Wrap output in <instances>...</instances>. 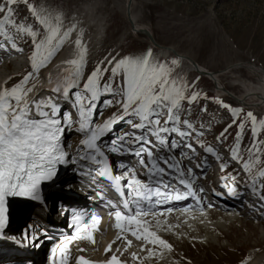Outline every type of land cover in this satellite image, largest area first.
Wrapping results in <instances>:
<instances>
[{"label":"rangeland","instance_id":"1","mask_svg":"<svg viewBox=\"0 0 264 264\" xmlns=\"http://www.w3.org/2000/svg\"><path fill=\"white\" fill-rule=\"evenodd\" d=\"M134 1L133 16L135 15L136 20L138 19V21L147 25V31L155 43L150 41L146 34L148 40L145 39L143 34L140 36L135 34L136 31L129 27L117 8L112 9L114 6L112 0L111 2L108 0H16L11 5L7 3V0H0V5L4 6L3 11H0V19H3L8 9L11 8L12 14L8 19L14 21L15 25H31L33 31L37 34L36 40L39 42L47 34L46 29L37 22L36 17L29 11L28 4L34 5L37 12L42 16H47L53 24L57 23L56 18L59 17L60 34L72 29L77 13L84 4H94L98 7L96 10H99V5H101L99 16L103 18V31L96 42L88 43L85 46L86 53L80 83L76 88L70 90L71 94L69 96L76 99L74 93L83 88L87 76L98 65L101 69L107 68L108 71L103 72L100 77V83L102 85L105 83L110 84L113 91L103 92L100 98L94 102L96 104L95 114L121 112L120 109L117 111L121 107L120 103L117 102L123 100L124 76L122 72L115 76L112 74L111 68L114 66L115 61L125 57H142L150 49V59L153 63H166L170 69L175 65V69L171 73L173 77L180 68L177 67L176 63H171L172 59L161 57L158 48L162 46L171 47L169 48L171 56L179 53L186 55L194 59L197 64L209 68V70H225L227 66L232 64L236 66L244 63L252 64L254 67L264 70V0ZM4 27L12 39L8 40L0 34V47L9 49L7 52L3 51L4 59L0 56V80L5 75L4 80L6 81L8 78L6 83L9 86L16 84V82L20 83L29 73L33 75L25 88L33 82L35 84L45 77L43 73L65 47L74 46L72 42L75 34L72 29L69 34L70 38L64 41L63 45L48 60L46 66L41 67L39 71H34L31 65L28 67L23 66L24 63L31 62L30 57L34 51L32 37L27 33L20 34L16 27L7 21H5ZM91 30V26L85 29V35L89 36ZM12 43H15V48L12 47ZM172 48L176 51V54L171 50ZM8 51L20 54L19 58L14 57L18 59L16 62L10 63L9 60H6L10 53ZM110 60L113 61V64L108 63ZM212 82L209 77L199 74L197 71L188 74L185 83L187 89L183 94L187 101L180 103L175 110L174 115L178 117V120L173 121L172 125V127L178 128L179 131L184 129L186 132L181 148L184 149L187 145H191L193 150L196 151L200 149L199 147L204 150L206 147H211L216 153L215 156L219 157L225 164L226 171L230 170L231 175L229 177H231V180L239 181L241 179L244 184L254 178V187L264 188V176L258 175L259 171L264 169V127H261L257 136L254 137L251 131L252 122L246 119L248 112L253 113L257 121L264 119V111L242 107L241 104L232 99L233 97H224L222 93L217 92ZM236 89L233 91L237 92L238 88ZM193 93L197 94L196 98L189 100L188 98ZM104 101H111V106L105 104ZM70 104L71 106L67 105V107L69 113L72 114L73 112L70 110L73 108L71 101ZM75 109L77 111V108ZM230 109H239L240 111L234 115ZM162 116L159 117L160 121H162ZM129 119L136 123L138 118L129 117ZM184 121H187V124ZM241 123L244 124L242 130L240 129ZM73 126L76 125L71 127ZM71 127L70 131L73 130ZM238 132L240 133L239 156L241 158L239 162L232 158V149L237 144ZM193 141H197L199 147L195 143L193 144ZM254 141L259 147V152L253 149V154L250 155L249 149L252 148ZM257 156H259L260 162L255 164L251 171H245L242 167L243 162L254 161ZM191 159L193 160V158ZM250 184V186H253L252 183ZM240 197L242 195L236 197L238 203H240ZM234 198L230 199L234 200ZM261 202L263 204L264 199H261ZM263 207L261 204H258L257 208L250 207L248 208L250 215L243 214L241 218L240 215L234 214L235 218L232 224L221 226L217 231L212 232L216 236L213 240L210 239L209 241L211 233L207 237L208 239L201 238L199 242L193 243V241L190 242L192 237L187 233L185 245L183 244L180 250H177L178 247L176 246V250L173 249L170 252L171 254L166 252L164 255L169 261L175 259L180 262V259H185L186 264L244 263L255 253L264 252ZM261 210L262 213H260ZM223 219L218 217L214 222ZM226 223L228 222L226 221ZM219 231L228 234L229 237L222 236ZM67 232H69L68 229ZM210 244L215 248L211 250ZM46 252L47 246L43 250L40 262L44 261ZM182 253L188 258H184Z\"/></svg>","mask_w":264,"mask_h":264},{"label":"snow or ice","instance_id":"2","mask_svg":"<svg viewBox=\"0 0 264 264\" xmlns=\"http://www.w3.org/2000/svg\"><path fill=\"white\" fill-rule=\"evenodd\" d=\"M15 2L16 0H7L9 5ZM3 8L4 6L0 5V11H3ZM28 8L36 17L37 22L46 29L47 34L44 39L37 42V34L33 31L31 25H15L14 21H10L8 18L12 14L11 8L8 9L4 18L0 19V34L4 35L8 40L12 39L4 27L5 21H7L15 26L20 34L27 33L30 35L34 45V51L30 60L32 61L33 70L39 71L41 67L46 66L48 60L63 45L72 29H68L60 34L61 26L59 17L56 18L57 23L53 24L47 16L40 15L34 5L28 4ZM75 43L78 48L76 57L65 61L66 64L71 66V70H62L58 75L56 86L51 89L53 92L61 94L65 98L70 95L71 89L79 85L82 75L86 48L81 45L79 39ZM12 47H16L15 43H12ZM150 58L151 50L139 58L125 57L115 61L114 66L111 68L112 74L115 76L122 72L124 76L125 87L122 90L124 98L122 101L117 102L121 105V112L114 113L100 124H96L93 120L96 109L94 102L100 98L103 92H112L113 89L110 84L105 83L102 85L100 83L102 73L108 71V69H101L99 65L87 76L83 88L74 93L76 98L75 106L78 111V119L76 121H73L71 115L68 113L63 115L62 120L58 119L57 114L60 112V106L51 97L40 100L28 99V94L32 91V88H25V85L32 77V73L26 75L20 83L14 85L12 88L0 89V232L3 231L8 223L7 198L27 197L31 200H41L40 186L42 182L51 181L56 175L57 167L67 163L66 157L69 156V153L65 151V146L62 144L65 125L71 127L73 124H77L78 127L74 130L83 136L77 146V159L87 161L90 165L98 166L99 170L96 175L111 180L113 187L121 195H124V193L120 181L131 174L132 178L123 187H127L129 194L134 195L136 198H151L150 194H152V190L136 177L134 171L129 170L122 176L112 175L110 167L107 164L108 157L99 144V141L112 131L114 125L120 122H127L134 129L147 128L149 133L155 136L161 145L165 144V140L161 135L162 133L170 131L179 132V129L176 127L169 128L161 126L159 117L166 110L168 118L164 121L165 125L178 120V117L174 113L179 107L180 101L185 99L183 95L184 86L178 84L176 80L170 79L171 69L166 63L155 64ZM108 63L113 64V61L110 60ZM171 63L175 64L177 61L173 60ZM196 96L197 94L193 93L188 99L194 100ZM104 103L111 106L112 102L104 101ZM33 109L35 110L34 112ZM230 110L233 111L234 115L240 111L239 109ZM129 117L138 118L139 123H134ZM246 119L251 120L252 134L254 137L257 136L260 128L264 127V119L257 121L256 116L251 112L247 113ZM184 123L187 124V121H184ZM243 128L244 124L241 123L240 129L242 130ZM179 134L181 136L185 135L184 132H179ZM239 137L240 133L238 132L237 144L232 149V158L238 162L241 159L239 156ZM138 143L141 145V151L147 152L148 154L147 164L141 159V165L145 168L151 165L152 168L156 169L157 173L163 174L165 170L158 167L151 150L143 147V144H151V141L147 140L143 135L137 136L130 133L119 135L116 139L112 140L110 150L119 152L125 150L126 146ZM177 147L178 145L175 142L171 143V148ZM188 147H191V145ZM253 149L259 152V147L255 141L252 148L249 149L250 155L253 154ZM128 150L130 151L131 149L128 148ZM205 151L216 155L211 147H206ZM259 162V156H257L254 161H244L242 167L245 171H251L252 167ZM168 166L170 168L175 167L171 164ZM224 166L222 165V167ZM258 175L264 176V169H261ZM182 177L183 173L176 178L180 184L187 185L190 188L191 185L188 180ZM152 178V175L149 174V179ZM252 190L253 192L258 191L254 186H252ZM230 191L232 194H235L234 189ZM154 195L157 197L162 196L165 199L180 200L185 198V195L179 193L173 196L170 193H162L159 190H156ZM186 195H193V193L189 191ZM261 199H264V195L261 196ZM156 202L160 203L161 201L157 200ZM124 207H128L127 200L124 201ZM141 215H147V213L138 211L135 216H129L117 209L114 212L116 219L114 227L120 228L121 220H127L130 224L134 221L137 225H141L142 221L136 219L137 216ZM98 219L95 215L91 217L93 222L98 221ZM143 223H147V221ZM75 226L77 232H80L82 229H88V224L82 223L80 216L75 217ZM29 227L31 228L32 226ZM144 232L147 233L143 237L145 240L152 237L151 242L153 244L158 242L164 247H171L154 232H149L146 227L144 228ZM133 235H136V233L133 232ZM27 238L26 233L25 239ZM136 238L140 239L141 237L136 236ZM87 239L94 243L91 234L87 236ZM68 240L69 238H65V241ZM110 248L111 245L105 251H109ZM80 251H83V249H80ZM135 255L133 253L134 258ZM70 259L68 245L66 242H62L57 248L52 249L49 264H69ZM76 264H93V262L81 256L76 258ZM104 264H120V261L113 255Z\"/></svg>","mask_w":264,"mask_h":264},{"label":"bare ground","instance_id":"3","mask_svg":"<svg viewBox=\"0 0 264 264\" xmlns=\"http://www.w3.org/2000/svg\"><path fill=\"white\" fill-rule=\"evenodd\" d=\"M108 1L111 2V0ZM112 3L114 5L112 9L117 8V10L122 14L124 19L129 24V27H131V29L136 31L135 34H138L139 36L142 34L144 36L146 34L150 38V41H153L151 35L147 31L148 30L147 25L138 21V19L136 20L134 18L135 15L133 16L134 14L133 9L135 5L134 0H112ZM96 8L98 7H96V5L94 4H84L79 11L77 10L78 13L76 16V21L73 24L74 27H72L73 32L75 34L74 41L72 42L74 46L73 47L71 45L67 46L65 47V49H63L60 52V54H58L55 61L45 70V73H43L45 77L47 76L46 79L44 77L41 80H38L35 84L33 82L28 85L27 88H32V91L28 94L29 100L32 99L40 100L47 97H51L60 106V109L64 107L65 102L62 100L63 95L55 93L51 89L56 86L58 75L62 72V70L64 69L71 70V66L66 64L65 61L76 57L78 48L76 46L75 41L79 39L81 41V45L85 48V46H87L88 43L96 42L97 39L100 37L103 31V26H102L103 18H100L99 10L102 7L101 5H99V10H96ZM90 26L92 27V30L89 36H86L84 30ZM146 35H145V39H147ZM68 38H70V36ZM169 48L171 47L162 46L158 48V53L161 55L162 58H169L177 61L176 63L177 67L180 69L172 79L176 80L177 83L180 84L181 86H182L181 80L186 74H188L191 71L194 72L197 71L199 74H203L209 77L213 81L212 83H214L217 92H220V94L222 93L224 97L227 98L233 97L232 99L234 101H237V103L241 104L242 107L264 111V73L262 72L263 70L262 68H260L262 69L260 70L259 68L254 67L252 64L248 65L249 63L248 64L244 63L242 65H236V66L232 64L231 66H227L225 70H219V71L209 70V68L207 69L206 67L197 64L196 62H194L195 61L194 59L186 55H181L180 53L176 54V51H174L173 48L171 50L176 55L171 56ZM29 65L32 66V61L29 63ZM4 76L5 75H3V77ZM7 79L6 81L0 80V89L3 88L10 89L14 85L18 84L16 82V84H11L9 86L6 83ZM236 88H238V91L234 92L233 90ZM119 109L121 111V107L118 108L117 111ZM163 116H165V112ZM118 124L120 123H117L116 125ZM77 183H73V184L76 185ZM250 185L251 184H249V186ZM209 187L211 190H216L218 187H220V185L217 186L216 184H212ZM239 195H242V197H244V192L241 191L233 196H228L223 191L220 190L215 191L211 196L212 205L210 208H207V210L205 211H198L196 206H192V208L186 209L183 207L184 205L183 202L180 203L174 202L169 208L171 209V211H169V209L166 208L165 209L159 208L156 211L142 212V213H147V215H141L136 217V219L142 221L141 225H137L134 221L131 224L128 222L129 226L135 227L133 232H135L136 235H133V232L130 234L131 237L130 242L132 239L133 242H131L130 244L129 243L126 244L125 241L119 243L118 240L115 241L113 240V242L109 243V245H111V247H115L117 245V248L115 249L116 252H114V248L109 252H105L104 251L106 249L105 245L104 246L97 245L96 248L88 247L87 249L85 248V250L87 252L88 257L90 258L102 257L104 258V260H106V257L111 258L113 255H115L117 258L119 257L126 258L128 260H133L138 264H186V262H184L185 259L184 260L180 259L179 260L180 262H177V260L170 258L172 259V261H169L167 257H165L164 255V253L166 252L168 253L166 247L160 245L158 242L153 244L151 242L152 237H149L148 240H145L143 238L145 235H147V233L144 232V228L146 227L149 232H154L157 236H159L161 239L166 241L167 244L171 246L170 247L171 252L173 249L176 250V246L178 247L177 250H180L184 242H186L185 236L187 235V233H189L190 236L192 237L190 242L193 241V243H196L199 242L201 238L205 240L208 239L207 237L209 236V234H211L214 231H217L221 226H228L232 224L235 215L239 216L238 213L233 211V210H237L236 208L240 204L238 203V199L236 198ZM232 197H235L234 200L230 199ZM61 199H63L67 203H72V201L74 203H78V200H76L73 197L69 198L62 196ZM90 202L92 204L96 203V201L94 200H91ZM46 207L49 209V211L50 209L55 208L54 206L50 208V205L48 204L46 205ZM33 208L34 205H32L30 210H32ZM240 208L241 207H239L238 209ZM30 210H28L27 213H29ZM49 211L47 212L46 215L48 216V220L50 221V223L56 224L57 226L63 228L66 234H70L69 232H67V228L64 224L65 221L59 220L58 216L54 214V212H49ZM13 212L16 214L17 211H13ZM229 212L233 214H230ZM14 213L10 214L11 217L15 215ZM212 216L216 218L213 219ZM218 217L224 218L226 220L223 219L221 221L214 222L215 219H217ZM42 219L46 221L44 216L42 217ZM144 221H147V223H143ZM226 221L228 223H226ZM221 223L222 225H220ZM214 234L212 233L209 236V241L210 239L213 240L216 238ZM220 234L224 237H229V235L226 233L220 232ZM136 236H140L141 238L137 239ZM108 239L110 240V237ZM40 244H41L39 246L41 247L40 250H38L39 247L36 250L37 264L40 258L43 256L42 253L44 248L47 246V250H48V247L51 244V242L46 241L45 239L42 238ZM76 246L79 247L81 246V244H78ZM209 247L211 248V250L215 248L212 244H210ZM14 248L15 247L11 245H3L0 247V251L1 252L8 251ZM117 249H120L121 251L118 252ZM136 251H138V253H136L134 258L133 253ZM69 254L71 259H73L74 262L76 263V258L79 257V254L74 250H71ZM183 254L184 253H182V256L184 258H188L186 257V255L184 256ZM4 257L6 256L4 255ZM16 260H21V258H17ZM122 263L135 264L128 262L126 263L122 262ZM240 264H264V252L255 253L246 262Z\"/></svg>","mask_w":264,"mask_h":264},{"label":"water","instance_id":"4","mask_svg":"<svg viewBox=\"0 0 264 264\" xmlns=\"http://www.w3.org/2000/svg\"><path fill=\"white\" fill-rule=\"evenodd\" d=\"M149 35V34H148Z\"/></svg>","mask_w":264,"mask_h":264}]
</instances>
